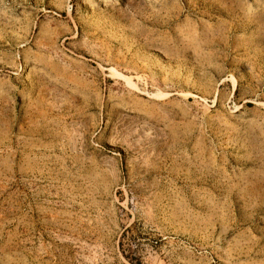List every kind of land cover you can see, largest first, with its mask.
Masks as SVG:
<instances>
[{"label": "rangeland", "instance_id": "obj_1", "mask_svg": "<svg viewBox=\"0 0 264 264\" xmlns=\"http://www.w3.org/2000/svg\"><path fill=\"white\" fill-rule=\"evenodd\" d=\"M0 264H264V0H0Z\"/></svg>", "mask_w": 264, "mask_h": 264}]
</instances>
